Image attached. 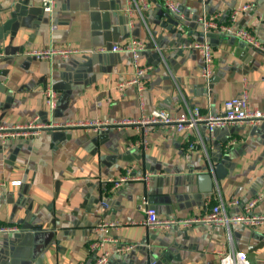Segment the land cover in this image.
Listing matches in <instances>:
<instances>
[{
	"label": "crops",
	"instance_id": "1",
	"mask_svg": "<svg viewBox=\"0 0 264 264\" xmlns=\"http://www.w3.org/2000/svg\"><path fill=\"white\" fill-rule=\"evenodd\" d=\"M147 1L144 21L137 10L128 15V0H56L51 15L41 0L0 4V127L34 118L58 126L38 137L0 140V226L20 228L0 236V264H93L89 246L99 239L94 229L102 221L122 225L109 231L111 240L135 246L108 264H219L220 250L244 252L252 264H264L262 226L149 230L139 210L146 197L160 219L187 220L237 198L241 205L227 206V212L242 214L243 205L264 191V123L214 132L199 125L182 134L155 128L140 147H132L139 129L118 124L155 109L173 117L196 107L219 114L226 100L244 92L251 107L264 110V54L216 31L204 36L198 22L205 17L227 24L233 10L250 4L236 25L264 45V0H173L182 19L161 0ZM171 17L177 26L169 27ZM133 40L145 44L140 64L150 69L141 89L119 90L135 69L129 53L111 49ZM201 42L210 44L214 57L209 82L201 77L200 53L189 47ZM51 47L93 53L52 60L29 55ZM48 86L57 92L53 112L44 98ZM94 120L110 127L78 125ZM219 164L224 178L214 177L213 192L202 193L198 177ZM128 173L149 180L113 189L112 180ZM254 212L264 215V199Z\"/></svg>",
	"mask_w": 264,
	"mask_h": 264
},
{
	"label": "built area",
	"instance_id": "2",
	"mask_svg": "<svg viewBox=\"0 0 264 264\" xmlns=\"http://www.w3.org/2000/svg\"><path fill=\"white\" fill-rule=\"evenodd\" d=\"M4 0H0V4ZM164 3L169 14L174 15L178 19H182L180 6L173 0H161ZM254 1V0H253ZM147 0H128L127 13L132 14L133 10H137L141 19L144 21L143 10L147 9ZM42 10L51 15L56 8V0H41ZM250 4L243 5L231 13L230 22L227 24H220L215 18H199L202 26L204 36H208L211 32H218L227 36L237 38L247 45L254 47L256 50L264 54V45L260 44L255 35L246 29L238 28L236 25L237 17L240 13L247 11ZM192 49L198 51L201 55L203 66L201 70V77L203 80L209 82L213 76V62L214 57L212 48L209 43L201 42L195 43L191 46ZM145 49V44L139 40H133L130 44L125 46H113L111 51L114 53H129L132 57V64L135 69V76L132 80L125 81L119 85V90H123L131 85H138L141 87L142 78L150 68L142 67L140 64V55ZM104 53L105 49L98 50ZM79 53H93V51H79L71 48H48L45 50L33 51L29 55L38 60H52L55 56L61 58H69L72 55ZM45 103L49 110L53 112L57 107V92L50 86L44 89ZM264 123V110L251 107L249 98L244 92L241 96L233 97L223 103L222 112L219 114L207 113L203 114L198 107L190 110L188 115H181L173 117L168 112L162 109H155L149 116H143L138 120H123L118 123L120 126H135L139 129L141 138L133 144L132 147L146 146L148 135L155 128L168 127L178 134H182L190 129L198 130L199 125H204L210 132L218 129H225L231 126H258ZM85 128L98 131L99 129H107L110 127L108 123L97 120L84 122L78 124ZM58 127L54 123H42L39 119L34 118L24 125H16L13 127H0V140L14 139L18 137L33 138L38 137L43 131ZM200 142L202 138L200 136ZM149 176L140 177L132 174H126L113 179L111 184L113 189H119L126 183L131 181H148ZM264 199V191L261 195L255 197L243 205V213L240 215L230 216L227 212V206L239 207L241 202L237 198H232L227 204L220 200V202L213 206L211 210L202 218H192L187 220H162L158 217L154 208L149 204L146 197L141 198L139 210H141L146 218L144 225L149 230H170L173 227H190L195 224H204L209 226H218L226 228L229 232L232 225H245L250 227H264V215L256 214L255 208L259 201ZM117 226H122L115 222H99L95 226V233L99 235V239H94L89 246V250L95 256L93 264H108L110 258L114 254H125L134 249V245L119 244L117 241L111 240L107 235L109 231ZM20 232V228L14 226H0V236L8 234H15ZM107 243L115 244V248L111 250L106 249ZM219 264H252L244 252H225L219 251ZM154 264V263H153Z\"/></svg>",
	"mask_w": 264,
	"mask_h": 264
},
{
	"label": "water",
	"instance_id": "3",
	"mask_svg": "<svg viewBox=\"0 0 264 264\" xmlns=\"http://www.w3.org/2000/svg\"><path fill=\"white\" fill-rule=\"evenodd\" d=\"M169 15V14H168ZM167 15V17H169ZM176 20V19H175ZM172 17L169 18L168 23L170 24L169 27H172V25L177 26L178 22L175 21ZM170 29V28H169ZM224 173L225 171L223 170L222 166L219 164L216 166V168L214 169L213 173L210 172L208 174H203L201 176L198 177V183L201 185L200 186V191L202 193H212L213 192V188H214V177L216 178V180H221L224 178ZM214 175V176H213Z\"/></svg>",
	"mask_w": 264,
	"mask_h": 264
}]
</instances>
